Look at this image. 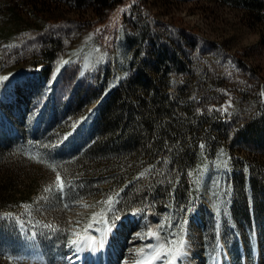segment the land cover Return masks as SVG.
<instances>
[{"label": "rangeland", "instance_id": "rangeland-1", "mask_svg": "<svg viewBox=\"0 0 264 264\" xmlns=\"http://www.w3.org/2000/svg\"><path fill=\"white\" fill-rule=\"evenodd\" d=\"M251 1L263 10H248L242 0H122L96 20L89 0H0V183L12 174L17 185L0 194V264H26L35 251L57 264L71 240L129 212L139 219L116 240L114 264L137 263L150 243L151 213L162 239L172 247L189 240L206 264L223 247L232 264H244L242 243L249 264L258 243L264 264V196L249 188L243 196L235 184L239 174L246 182L264 175L247 167L264 164V150L241 134L264 113V0ZM141 63L154 83L166 82L174 104L157 127L185 136L164 142L160 161L137 173L132 191L141 197L145 189V196L118 215L131 193H109L115 203L108 211L100 191L107 181H65L61 168L92 139L104 97L89 92L117 87ZM195 142L202 163L178 162ZM49 164L57 165L63 193Z\"/></svg>", "mask_w": 264, "mask_h": 264}, {"label": "trees", "instance_id": "trees-1", "mask_svg": "<svg viewBox=\"0 0 264 264\" xmlns=\"http://www.w3.org/2000/svg\"><path fill=\"white\" fill-rule=\"evenodd\" d=\"M89 1L96 5L94 17L98 20L104 16L106 9L122 0ZM252 3H256V6H253ZM242 4L248 10L252 9L258 13L263 10L261 2L242 0ZM43 58L45 62H50L53 58L52 51H44ZM146 68L144 63L139 64L136 67L135 75L126 78L117 87L107 92L104 88L98 92H89L98 93L104 97V100L99 104L94 120L92 139L82 151L68 157L67 161H69L64 165L65 169L61 168L62 178L65 181L74 180L75 183L78 178L107 181L104 183L106 186H102L100 189L101 193L105 195L104 200L107 199L109 193H131L130 198L119 204L121 209L118 210V215L124 214L128 209L137 205L145 196V189L141 191V197L132 191L133 179L137 173L145 165L160 161V157L165 152L164 142L172 144L185 136V132L172 128H169V132H167L157 127V119L163 115H171L174 104L167 94L166 82L154 83L150 77L145 75ZM241 134L245 140L257 142L264 150V113L248 122L243 127ZM199 152L200 148L195 142L177 160L185 164L200 165L202 160ZM247 167L249 170H260L261 172L264 170L263 163L255 167L250 164ZM14 178L16 175L14 177L9 174L0 183V194L15 193L17 185ZM180 180L182 185H189L184 175ZM248 181L246 182L245 174L235 176V184L240 194L244 196V190L249 188L253 190L256 199L259 196H264V175L253 176ZM29 194L30 191L27 192V195ZM242 199L245 201V198ZM93 214L86 218L83 229L91 223Z\"/></svg>", "mask_w": 264, "mask_h": 264}, {"label": "bare ground", "instance_id": "bare-ground-1", "mask_svg": "<svg viewBox=\"0 0 264 264\" xmlns=\"http://www.w3.org/2000/svg\"><path fill=\"white\" fill-rule=\"evenodd\" d=\"M137 218L138 216L136 215V213L129 212L121 216L117 221H115V226L111 228V231L106 230L108 225L105 223L103 228H101L96 234L88 232L83 238H89V237L93 238L92 241L90 242V245L84 243L80 244L79 247L83 249L82 251H77L76 246L74 245L68 257L66 258H63L62 256L58 257L57 264H65V262H67L68 264H86L85 257L91 258L92 261L95 262V264H114L112 255L109 253V250L112 248L114 251V246L116 244V240H118V237L121 236L123 231L127 228V226H130L133 222L137 220ZM149 218L151 221L150 222L151 232L156 233L157 226L152 220V213L149 215ZM160 238H161L160 241H158L155 237L150 236V243L147 244L144 247L145 249H143L140 252L139 259L136 264H146L149 246L155 245L158 242H164L162 237ZM122 239H126V237L123 236ZM124 246L125 245H123V248ZM193 249L194 248L192 244L189 242V240H184L183 246L180 248V255H178L174 260H172L171 256H168L166 259L172 261V264H195ZM76 256H78V258ZM242 256H243L244 264H249L243 243H242ZM254 257H255V264H263V257L261 255L260 245L258 243L254 245ZM25 263L48 264L45 260V255L42 251L30 252L29 255H26L25 257ZM152 264H162V261L154 260L152 261ZM209 264H232L230 255L227 252L226 248L223 247V250L216 253V255L209 262Z\"/></svg>", "mask_w": 264, "mask_h": 264}, {"label": "snow or ice", "instance_id": "snow-or-ice-1", "mask_svg": "<svg viewBox=\"0 0 264 264\" xmlns=\"http://www.w3.org/2000/svg\"><path fill=\"white\" fill-rule=\"evenodd\" d=\"M66 63V62H65ZM3 79H8L7 77H4ZM261 95L264 96V92H261ZM201 148H203V145L200 146ZM33 158V157H30ZM37 162H42L41 159H37ZM50 168H52L53 171H56L57 165L54 164H49L48 165ZM141 176H144L145 173H141ZM51 188H46L44 191L45 192H49L51 191ZM56 191L63 193L64 191V184L63 182H61V177H60V172L56 171ZM118 195V194H117ZM107 208L108 211L112 210V206L115 203V201L113 200L112 197H108L107 200H105L103 202ZM85 207H87V205H84ZM65 208L68 207L67 204L64 205ZM186 211H194V209H186ZM103 212H101L99 215L103 216ZM97 214H93V219H95V216ZM119 219L118 216H113V218L110 221H106V224L108 225L107 227V231H111V228L115 226V220ZM167 219V218H166ZM165 227L164 223H161L159 225L160 229H163ZM74 235H78L76 233H74ZM144 235L146 236H153L155 237L158 241H160V237L158 235V233H153V232H148L145 233ZM93 238H79V239H73L71 240V245H75L76 246V250L77 251H82L83 249L80 248V244L84 243V244H89L92 241ZM164 242H158L155 245H150L149 246V250H148V254H147V261L146 264H152V261L154 260H160L162 261V264H172V261L167 260L166 258L168 256L172 257V260H174L178 255H180V248L183 246V242H179V244L176 247H172L173 241L169 240L167 238V236H165L163 238Z\"/></svg>", "mask_w": 264, "mask_h": 264}]
</instances>
